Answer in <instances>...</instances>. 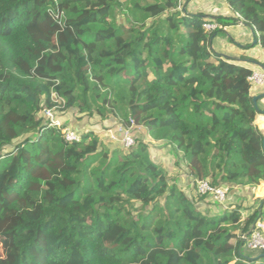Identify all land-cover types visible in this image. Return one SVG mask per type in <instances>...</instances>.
I'll return each instance as SVG.
<instances>
[{
  "label": "trees",
  "instance_id": "trees-1",
  "mask_svg": "<svg viewBox=\"0 0 264 264\" xmlns=\"http://www.w3.org/2000/svg\"><path fill=\"white\" fill-rule=\"evenodd\" d=\"M221 2L215 14L203 0H0V264H259L241 248L260 212L200 209L210 197L152 143L228 200L264 183L263 86L249 81L261 62L213 48L241 25L256 42L240 48L264 52V0ZM70 112L99 133L67 142ZM132 123L147 141L109 139Z\"/></svg>",
  "mask_w": 264,
  "mask_h": 264
},
{
  "label": "rangeland",
  "instance_id": "rangeland-1",
  "mask_svg": "<svg viewBox=\"0 0 264 264\" xmlns=\"http://www.w3.org/2000/svg\"><path fill=\"white\" fill-rule=\"evenodd\" d=\"M223 3L222 4H219V5H215L212 3L211 5V9L212 8H219L218 10H224L226 9L225 11H219L220 13H223V12H227V5ZM207 9V8H206ZM217 10V11H218ZM207 12H210L212 13L211 10L207 9L206 10ZM214 12V11H213ZM217 12V14L219 13ZM255 43V40H254V34L253 32L248 29L247 27L245 26H234V27H231L229 29L226 30V32L224 34H219L217 36V38L215 39L214 43H213V48L226 55L227 57L228 56H231V57H235V55H241L243 54L242 51H240L239 49V45H243V46H247L249 44L253 45ZM262 54H263V51L261 50ZM249 55L251 56H254V55H257V52L252 50L250 51V53L248 52ZM233 55V56H232ZM240 57V56H238ZM63 117L65 118V120L67 121V123L72 127L71 130H74V129H77L79 130V132L82 134V132H84L86 129L85 127L88 126V128L86 130H92V131H95L97 133H99V129L88 123L87 121H80V120H77L76 119V114L74 113H67V115L65 114H62ZM68 119V120H67ZM74 128V129H73ZM112 130H109L108 133H110ZM101 132V131H100ZM102 134V138H108V135L107 134H104V133H101ZM134 134L136 135H140L141 138H145L146 141L148 140V138H146L144 136V132L142 130H140L139 128H134ZM138 138V136H137ZM150 141H152L151 139H149ZM153 147H154V154H155V157L156 158H160L161 160H163L165 162V164L167 165L168 168H172L171 171H172V177L173 178H177L180 185L182 187H188V189H194L193 188V184L191 183V181L189 179H187V177L185 176V173H181L182 170L181 169H178V164H181L182 160H181V156L176 154L174 152V150L172 148H170L168 145H165V144H162V143H155L153 142ZM116 145V144H114ZM118 146V144L116 145ZM154 160H156L154 158ZM158 161V160H156ZM163 166V165H162ZM191 190V191H192ZM195 191V190H194ZM243 193L246 192V191H242ZM242 197H245V195H243ZM241 196H237L235 197L236 199H241L242 198ZM209 201H206L204 203H201V207H199L200 209H206V210H209L211 212H215V211H221L223 210L222 207L216 205L212 200L208 199ZM208 202L212 203L211 205L208 204ZM242 203L245 202V198L241 200ZM207 207V208H205ZM245 253H248V250H243Z\"/></svg>",
  "mask_w": 264,
  "mask_h": 264
},
{
  "label": "built area",
  "instance_id": "built-area-1",
  "mask_svg": "<svg viewBox=\"0 0 264 264\" xmlns=\"http://www.w3.org/2000/svg\"><path fill=\"white\" fill-rule=\"evenodd\" d=\"M206 4H212L221 0H203ZM219 25L215 23H206L204 29L207 32H213L219 29ZM249 81L252 85L261 87L264 86V71H255L252 76L249 77ZM264 103V101H263ZM56 109L46 110V119L50 121L51 126H61V121L56 118ZM256 127L264 132V112L260 113L255 120ZM135 126L132 123V127L127 128L123 125L118 127L117 130L110 132L109 139L112 142H118L126 150H131L137 144V137L133 133ZM65 138L67 142H79L81 137L70 128L65 130ZM195 191L198 195L208 196L212 201L216 202L223 209L227 208L228 197L230 189L228 187H213L208 180L191 179ZM244 248L254 252H264V227L257 225L251 234L246 237V234L242 236Z\"/></svg>",
  "mask_w": 264,
  "mask_h": 264
},
{
  "label": "crops",
  "instance_id": "crops-1",
  "mask_svg": "<svg viewBox=\"0 0 264 264\" xmlns=\"http://www.w3.org/2000/svg\"><path fill=\"white\" fill-rule=\"evenodd\" d=\"M213 4H215V5L222 4L223 5V2L219 1V2H215ZM211 5L212 4H207L208 9L211 10L212 13L217 14V12L220 11V10H218L219 8H212L211 9ZM225 10L226 9L221 10V11H225ZM240 47H244V46L243 45H239V48ZM239 50L242 51L243 54L237 55V56L235 55V57H231V56H228V57H231V58H239L238 56L249 55L248 52L250 53V51H252V50L247 51V50H244L243 48H240ZM253 50L257 52L258 56L257 55H254V56L249 55V56H251V57H257V59L260 60V62H261L260 64L261 65H264V52L262 54V52H261V50L259 48L253 49ZM262 71H264V70L262 69ZM261 89L262 90H261V94L260 95H264V86L261 87ZM263 101H264V96H263V98L261 100V105L264 107ZM190 181H191V179H190ZM242 191H245V190L242 189V188H240V187L239 188H235L233 190L232 197L230 198V200H228L227 208L230 209L231 206H233V205H236V206H244L245 208H247L243 212V220H245V218L253 215L254 212L256 210H258L260 212L259 213L260 218L258 220V225H261V226L264 227V183L257 187L256 191L254 192V195H252L251 193H249V190H248V192L246 191L244 193ZM238 195L241 196V197L243 195H245V197H242L241 199H236L235 197H237ZM244 198H245V202L242 203L241 200L244 199ZM255 200H259L260 202L257 204L255 202ZM262 204H263V206H262ZM232 243L235 244V241L233 240ZM245 249L246 248H244V249L241 248V252L243 253V255L245 257L252 258V259H260L259 264H264V252H254V251H250V250L246 249V250H248V253H245L244 251H242V250H245Z\"/></svg>",
  "mask_w": 264,
  "mask_h": 264
},
{
  "label": "water",
  "instance_id": "water-1",
  "mask_svg": "<svg viewBox=\"0 0 264 264\" xmlns=\"http://www.w3.org/2000/svg\"><path fill=\"white\" fill-rule=\"evenodd\" d=\"M251 31L253 32V34H254V36H255L254 31H253V30H251ZM255 42H256V41H255ZM260 67L264 70V65H260ZM263 96H264V95H259V96L254 97V99H253V103H254V105L256 106V108H258V101H259L261 98H263ZM262 206H263V204H262ZM261 208H262V207H261ZM254 229H255V226H253L252 229H251V231H250L248 234H246V237H248Z\"/></svg>",
  "mask_w": 264,
  "mask_h": 264
},
{
  "label": "clouds",
  "instance_id": "clouds-1",
  "mask_svg": "<svg viewBox=\"0 0 264 264\" xmlns=\"http://www.w3.org/2000/svg\"><path fill=\"white\" fill-rule=\"evenodd\" d=\"M137 137V136H136Z\"/></svg>",
  "mask_w": 264,
  "mask_h": 264
}]
</instances>
